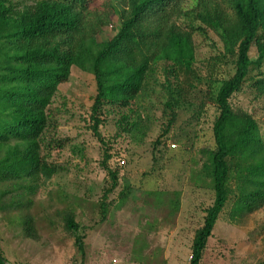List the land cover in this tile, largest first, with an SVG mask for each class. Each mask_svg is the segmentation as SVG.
<instances>
[{"label": "trees", "instance_id": "16d2710c", "mask_svg": "<svg viewBox=\"0 0 264 264\" xmlns=\"http://www.w3.org/2000/svg\"><path fill=\"white\" fill-rule=\"evenodd\" d=\"M99 1L0 0V184L10 181L12 189L33 191L40 178L56 172L45 157L48 149L43 155L41 150L52 145L46 135L52 127L53 98L78 67L92 71L95 78L88 128L101 143L100 164L111 181L105 194L110 193L117 170L100 126L115 113L122 131L139 128L150 79L158 74L167 93L162 102L166 127L155 145L171 129L177 109L199 112L210 100L217 109L215 144L199 171L213 200L194 233L189 259V264H200L230 195L235 196L234 213L264 207V139L256 120L230 103L247 81L257 97H264V73L249 77L253 67L260 70L264 63V0H191L188 10H183L184 0H102V7ZM181 17L187 19L186 27L177 24ZM114 18V34L99 39L107 26L113 27L109 23ZM209 30L221 48L204 70L195 62L193 35L206 36ZM219 63L226 66L221 72L215 69ZM30 179L33 185L24 186ZM149 194L162 200L161 191ZM173 194L167 204L170 213L179 208V193ZM65 227L83 251V235L72 214L65 216ZM25 228L27 236L34 237L32 217H27ZM0 264H8L2 253Z\"/></svg>", "mask_w": 264, "mask_h": 264}, {"label": "rangeland", "instance_id": "374dc122", "mask_svg": "<svg viewBox=\"0 0 264 264\" xmlns=\"http://www.w3.org/2000/svg\"><path fill=\"white\" fill-rule=\"evenodd\" d=\"M102 3L98 2L99 7ZM182 7L190 9L191 0H184ZM117 22L114 18L109 23L113 27L107 26L99 39H109ZM176 22L180 27L188 23L185 17ZM193 43L195 62L205 70L221 42L209 30L206 36L194 33ZM251 54L255 57L254 48ZM224 68L223 63L215 67L218 72ZM259 71L264 73V63L260 70L253 67L249 77H259ZM250 84L247 81L230 103L256 120L264 139V97H257ZM148 86L139 128L122 131L115 113L100 126L114 154L111 165L117 170L116 186L105 194L111 181L100 164L103 149L88 128L95 78L92 71L72 68L53 98L52 127L46 135L52 145L41 150L43 155L48 149L45 157L56 172L49 179L40 178L33 191L12 189L10 181L0 184V253L8 264H189L194 233L213 200L199 171L215 144L212 126L217 109L211 100L199 112L177 109L171 129L155 145L166 127L162 102L167 93L158 74ZM23 183L33 185L31 179ZM152 191L163 192L162 200L157 202L149 194ZM174 192L179 193V208L170 213L167 204ZM233 194L218 216L200 264H264V207L234 213ZM67 214L80 226L83 251L76 248L75 234L65 227ZM28 216L34 237L25 231Z\"/></svg>", "mask_w": 264, "mask_h": 264}, {"label": "built area", "instance_id": "2783aa9c", "mask_svg": "<svg viewBox=\"0 0 264 264\" xmlns=\"http://www.w3.org/2000/svg\"><path fill=\"white\" fill-rule=\"evenodd\" d=\"M171 146H172V147H174V146H175V144H171ZM121 163L123 164V163H124V161L122 160V161H121Z\"/></svg>", "mask_w": 264, "mask_h": 264}]
</instances>
